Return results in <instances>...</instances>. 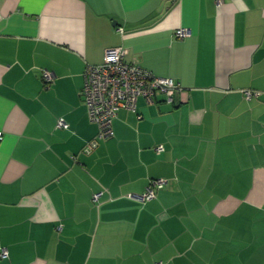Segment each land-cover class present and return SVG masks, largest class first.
<instances>
[{
    "label": "crops",
    "instance_id": "1",
    "mask_svg": "<svg viewBox=\"0 0 264 264\" xmlns=\"http://www.w3.org/2000/svg\"><path fill=\"white\" fill-rule=\"evenodd\" d=\"M119 46L184 90L104 140L85 71ZM0 131V264H264V0H0Z\"/></svg>",
    "mask_w": 264,
    "mask_h": 264
},
{
    "label": "built area",
    "instance_id": "2",
    "mask_svg": "<svg viewBox=\"0 0 264 264\" xmlns=\"http://www.w3.org/2000/svg\"><path fill=\"white\" fill-rule=\"evenodd\" d=\"M225 0H217L221 6ZM123 33L124 29L120 28ZM177 38L184 39L191 35L188 28H180L175 32ZM128 50L122 46L108 48L102 62L90 64L85 71V84L82 91L85 104L89 110L90 119L99 127L98 138L110 139L114 137V119L122 109L137 111V103L140 97L147 99L149 103L155 101L158 93L165 94L171 99L177 91L184 90L180 82L173 78L161 77L153 71L145 68L136 61H128ZM43 78L46 83L54 80V73L45 69ZM247 99L258 97L261 93L256 90H243ZM59 128H68L65 118L58 120ZM3 132L0 131V141L3 140ZM98 142L92 141L85 149L90 152ZM158 151H163L164 146H158ZM74 158H76L74 156ZM168 180L165 178H153L146 191L142 195L131 194L130 197L147 202L157 197L159 190L166 187ZM103 192L94 195V200L99 201ZM0 256L9 257V250L0 247ZM161 264V263H158Z\"/></svg>",
    "mask_w": 264,
    "mask_h": 264
}]
</instances>
